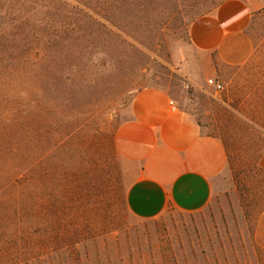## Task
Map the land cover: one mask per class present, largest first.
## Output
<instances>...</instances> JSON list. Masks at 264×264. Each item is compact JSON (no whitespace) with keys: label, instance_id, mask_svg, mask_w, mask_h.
Wrapping results in <instances>:
<instances>
[{"label":"rangeland","instance_id":"374dc122","mask_svg":"<svg viewBox=\"0 0 264 264\" xmlns=\"http://www.w3.org/2000/svg\"><path fill=\"white\" fill-rule=\"evenodd\" d=\"M66 1L70 6H65ZM210 1L150 0L144 6L110 0L109 7L139 13L130 17L125 28L93 35L92 55L66 63V9L74 8L73 4L97 9L99 2L0 0V74L4 72L2 62H10L8 72L15 80L11 87L23 92L18 102L46 98L64 110L73 127L87 124L90 131L101 130L108 150L114 153L116 178L125 194L130 177L116 152L114 133L123 109L137 91L162 89L196 119L203 134L225 135L220 108L231 104L248 76L244 69L215 62L212 76L197 77L188 28L211 9ZM192 14L194 19L189 20ZM121 30H127L135 41L121 39ZM246 33L252 42L246 63L256 64L264 58V8L254 13ZM25 34L34 46L30 54L22 46ZM12 35L17 39L13 50L11 42L2 39L10 40ZM66 74L69 80L63 84ZM209 79L219 82L222 90L215 91ZM3 87L0 81V90ZM241 150L235 141L232 169L228 165L226 175L214 180L211 202L202 211L168 210L151 220L132 221L126 208L112 194L104 193L99 200L94 197L85 202L80 219L89 227L75 243L33 257L31 242L24 238L16 248L21 264H264V181L252 165H246ZM257 166L264 171L259 160Z\"/></svg>","mask_w":264,"mask_h":264},{"label":"trees","instance_id":"16d2710c","mask_svg":"<svg viewBox=\"0 0 264 264\" xmlns=\"http://www.w3.org/2000/svg\"><path fill=\"white\" fill-rule=\"evenodd\" d=\"M109 1L95 0L100 5L97 9L74 4V8L66 9L69 12L63 30L66 63L92 55L93 35L100 36V31L108 34L113 27L125 28L130 17L139 13L114 9L107 5ZM122 1L144 6L150 2ZM222 1L211 0V9L202 13V16ZM65 6H70V2L66 1ZM192 16L188 19L193 20ZM118 22L120 24H115ZM5 30L1 32L2 36ZM121 32L118 35L121 39L135 41L127 30ZM27 36L25 34L23 37L22 46L26 48L25 53L30 54L34 46L30 45ZM2 39L11 42L10 49L16 48V36L15 39L13 35L10 40L5 37ZM2 63L0 264H21L16 248L17 243L24 238L31 242L29 249L33 257L75 243L74 240L81 237L89 227L81 220L85 202L94 197L99 200L100 195L105 193L112 194L114 200L125 208L126 205L124 192L122 194L120 182L116 178L118 168L113 162L114 153L108 150L106 135L98 129L90 131L87 124L73 127L65 117L64 110L46 98L18 102L23 100L20 94L23 92H16L11 87L15 81L14 76L8 72L12 65L5 60ZM234 67L244 69L248 79L236 89L238 93L231 104L220 108L225 135L219 139L231 169V149L236 141L241 146L246 165H252L264 181V171L257 166L264 147V58L256 64L252 61ZM68 80L66 74L61 83Z\"/></svg>","mask_w":264,"mask_h":264},{"label":"crops","instance_id":"0c3cea01","mask_svg":"<svg viewBox=\"0 0 264 264\" xmlns=\"http://www.w3.org/2000/svg\"><path fill=\"white\" fill-rule=\"evenodd\" d=\"M264 0H224L188 28L197 77L214 74V63L244 64L252 52L246 33ZM191 78V73H185ZM123 171L128 218L145 221L168 210L200 212L212 199L214 180L226 175L228 163L221 140L203 134L196 119L181 110L159 88L137 91L123 109L114 133ZM264 169V148L259 159Z\"/></svg>","mask_w":264,"mask_h":264},{"label":"built area","instance_id":"2783aa9c","mask_svg":"<svg viewBox=\"0 0 264 264\" xmlns=\"http://www.w3.org/2000/svg\"><path fill=\"white\" fill-rule=\"evenodd\" d=\"M208 84L214 88L215 91L222 90V85L219 82H216L213 79L208 80Z\"/></svg>","mask_w":264,"mask_h":264}]
</instances>
